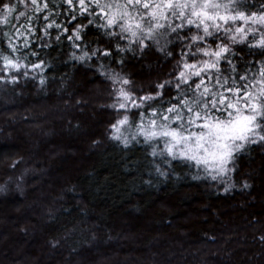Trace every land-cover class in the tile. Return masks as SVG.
Segmentation results:
<instances>
[{
  "label": "trees",
  "instance_id": "trees-1",
  "mask_svg": "<svg viewBox=\"0 0 264 264\" xmlns=\"http://www.w3.org/2000/svg\"><path fill=\"white\" fill-rule=\"evenodd\" d=\"M68 45L42 53L46 85L0 87V264H264V148L216 185L180 161L156 175L151 148L109 138L112 86ZM125 60L138 95L176 62L154 49Z\"/></svg>",
  "mask_w": 264,
  "mask_h": 264
},
{
  "label": "snow or ice",
  "instance_id": "snow-or-ice-1",
  "mask_svg": "<svg viewBox=\"0 0 264 264\" xmlns=\"http://www.w3.org/2000/svg\"><path fill=\"white\" fill-rule=\"evenodd\" d=\"M0 13L8 29L0 30V84L39 77L46 85L42 53L66 38L70 58L94 62L112 86L108 107L122 115L109 138L151 148L156 175L167 178L180 161L197 169L193 179L219 181L264 148V0H0ZM13 16L26 23L12 24ZM153 49L176 62L169 79L138 95L143 88L122 66L128 53L143 58Z\"/></svg>",
  "mask_w": 264,
  "mask_h": 264
},
{
  "label": "bare ground",
  "instance_id": "bare-ground-1",
  "mask_svg": "<svg viewBox=\"0 0 264 264\" xmlns=\"http://www.w3.org/2000/svg\"><path fill=\"white\" fill-rule=\"evenodd\" d=\"M23 21L26 22V21L23 20V19H22L20 22H17V20L15 19V16H13L11 22H12V24H17V23H20V24H21ZM53 35H55V33H53ZM65 41H66V38H65ZM66 43H67V41H66ZM68 46H69V45H68ZM68 49L70 50V47H68ZM71 50H72V49H71ZM70 52H71V51H70ZM70 52H69V55H70V57H71V53H70ZM1 86H3V84H0V87H1ZM144 151H146V150H144ZM218 183H220V181H215L213 184L216 185V184H218ZM216 191H217V190H216Z\"/></svg>",
  "mask_w": 264,
  "mask_h": 264
},
{
  "label": "rangeland",
  "instance_id": "rangeland-1",
  "mask_svg": "<svg viewBox=\"0 0 264 264\" xmlns=\"http://www.w3.org/2000/svg\"><path fill=\"white\" fill-rule=\"evenodd\" d=\"M20 10L23 11V10H24L23 7H21ZM20 21H21V20H20ZM20 21H19V22H20ZM23 23H26V22L23 21L21 24H23ZM139 260H140V261H138V262H144L143 259H139ZM114 262H115V260H113V263H114ZM121 262H122V263H125V262H126L127 264H131L129 261H127V260L125 261L124 259H123Z\"/></svg>",
  "mask_w": 264,
  "mask_h": 264
}]
</instances>
